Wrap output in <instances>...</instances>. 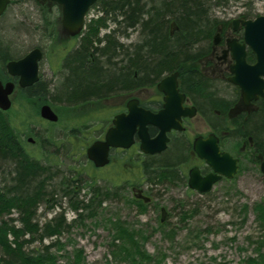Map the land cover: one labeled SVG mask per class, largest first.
Wrapping results in <instances>:
<instances>
[{"label":"rangeland","instance_id":"1","mask_svg":"<svg viewBox=\"0 0 264 264\" xmlns=\"http://www.w3.org/2000/svg\"><path fill=\"white\" fill-rule=\"evenodd\" d=\"M39 8L30 0H12L7 11L0 16V44L3 49L12 51L7 62L24 57L35 47L44 51L38 85L45 91L46 99L36 106L37 109L34 108L38 113L33 110L36 116L32 123L36 117L38 120L32 125L34 134L27 139L34 140V144H29L39 159L42 152L45 158L49 154L57 156L59 165L51 168L58 178L68 176L74 169L83 172L81 178L90 182L83 185L85 189L80 199L85 193L87 199L91 198L89 184L94 189L106 191V198H101L102 203L95 212L73 211L69 199L60 197V194L55 196L57 201L53 198L52 207L48 203L42 204L36 214L41 224L62 213L67 227L59 237L44 239L43 242L36 240L27 248L46 252L45 247H48L49 253L56 258V264H75V256L80 257L78 260L82 258L80 264H130L128 256L120 250L114 253L115 244L125 245L122 247L128 248L126 253L135 260L141 259V253L151 256L153 264H247L250 258H257L258 242L262 240L264 229L257 209L264 205V175L246 160L237 178L206 194L190 193L185 186L167 182L163 177L154 179L152 174L142 171L134 159L122 169L114 166L97 169L89 162L86 149L94 141L103 139L114 115L107 110L111 106L110 101L107 98L76 105L58 96L63 90L61 84L65 72L73 66L72 62L69 65L70 60L67 66L62 65L65 55L73 47L81 45L88 23L100 20L104 12L101 6H94L88 14L86 29L79 37L67 39L60 34L55 39L51 35L49 37L52 29L46 23L56 22V32H60L59 9H52L53 16L58 19H47ZM212 14L218 19L238 14L264 15V0H228L221 7L213 8ZM102 24L99 38L116 29L111 16ZM138 31L129 32L128 37L118 34L116 40L126 47L139 44ZM123 92L116 91V94L124 95ZM122 98H117L118 102ZM43 105L53 108L58 116L56 123L40 117ZM28 110L18 100L10 112L25 116ZM15 123L20 127L19 121ZM198 131H203V128L198 126ZM73 132L75 137L79 136L72 137ZM46 138L56 145L42 148ZM76 142H84V147L77 149ZM9 184V178L0 169V187ZM133 188L141 190L147 202L137 199L135 194L138 192ZM78 213L83 215L78 216ZM11 217L18 218V214L7 216ZM118 225L126 228L127 232H118Z\"/></svg>","mask_w":264,"mask_h":264},{"label":"trees","instance_id":"2","mask_svg":"<svg viewBox=\"0 0 264 264\" xmlns=\"http://www.w3.org/2000/svg\"><path fill=\"white\" fill-rule=\"evenodd\" d=\"M226 2L228 0H99L95 6H101L104 15L100 20L88 23L81 45L67 57L69 65L72 62L73 66L65 72L61 84L63 90L58 97L76 105L97 102L113 91L126 92L144 84L153 86L165 74L180 71L184 75L203 50L197 45L210 40L221 22L214 17L212 9ZM109 16L116 29L99 38L102 23ZM132 31L140 32L139 44L126 47L116 40L118 34L128 37ZM0 47V79H5V65L12 57V51L3 49L2 44ZM44 92L38 84L21 92L17 101L29 109L25 116L0 110V169L10 180L8 186L0 187V264H56V258L49 253L48 247H45L46 252L27 248L36 240L43 242L44 239L59 237L67 227L62 213L41 224L36 219L39 207L46 203L52 207L53 198L57 201L55 196L60 194V197L69 199L73 211L95 212L106 198V191L94 189L89 184L91 198L87 199L85 193L80 199L85 189L83 185L90 182L81 178L83 172L74 169L68 176L58 178L51 168L59 165L57 156L49 154L45 158L42 152L39 159L33 153L27 137L34 134L32 125L38 120L36 117L32 123L36 116L34 113H38L34 108L45 101ZM16 120L19 125L21 123L20 127ZM257 125L264 136V125L260 121ZM75 135L73 132L71 136H79ZM83 143L76 142V148H83ZM49 144L52 147L56 145L46 138L42 148L46 149ZM182 155L180 146L176 145L163 156L149 157L147 173L154 179L163 177L170 180L175 163ZM257 209L264 228V205ZM12 213H17L18 218H7ZM82 215L78 213V216ZM117 229L122 234L127 232L122 225ZM261 238L258 257L250 258L247 264H264V229ZM122 246L125 245L115 244L114 253L120 250L128 256L130 264L137 261L139 264L154 263L151 256L143 253L141 259L135 260L126 253L129 249ZM78 258L75 256V264L82 261Z\"/></svg>","mask_w":264,"mask_h":264},{"label":"flooded vegetation","instance_id":"3","mask_svg":"<svg viewBox=\"0 0 264 264\" xmlns=\"http://www.w3.org/2000/svg\"><path fill=\"white\" fill-rule=\"evenodd\" d=\"M30 1L35 6H40V11L46 14V17L43 16L41 18L58 19L53 16L54 11L52 10L53 7L58 8V14L62 21V9L58 4L50 1L43 2L41 0ZM259 16L258 14H238L220 18L221 22L215 29L211 39L204 44L197 45V47L203 50L192 63L194 65L191 69L187 70L184 75L180 71H177L179 73L177 77L179 96L177 109L184 112L185 115L181 116L180 129H173L167 134L168 142L166 150L153 155L143 152L140 148L142 139L138 131L139 127H137L138 129L133 135L132 145L129 148H111L109 153L110 162L103 168L114 166L115 168L122 169L125 164L135 160L142 171L147 172L146 165L149 162V157L163 156L172 147L178 145L183 157L175 163L174 172L172 171L173 179L171 178L167 182L173 181L181 184V186H185L184 188L190 193L200 194L198 190L192 189L189 185L192 171H196L197 173L195 184L199 188L205 186L202 180L214 175L215 171L205 159H202L197 154L194 146L198 138H201L202 142H206L209 138L213 137V141H215L219 148L222 166L224 168L225 165H227V168L229 167L228 164L230 162H228V158L224 157V154H227L231 158V163L232 161L235 162L236 173L232 178L221 175V178L212 185L211 190L207 193L237 178L241 169H243V162L245 160L254 167H257L262 173L264 136L259 132L260 128L257 124L260 121V124L264 125V75L260 76V82L254 83V87L249 84L247 79H244L243 84L246 90L243 86L237 85L232 81V78L235 76L232 70L237 64L235 55L237 52L239 54L238 47L243 46L244 58L248 66H255L259 62L257 53L245 42L246 28L243 23L248 20L254 21ZM55 24L56 22L52 21L46 23L49 29H52L49 32V37L51 35L55 39H58V36L61 34L65 35L67 39L74 38L63 29L62 22L59 24L57 22L61 30L60 32H56V28H53L56 27ZM35 48H39L44 57L43 49L40 47ZM77 48L73 47L69 53L75 51ZM69 53L67 52L65 56L67 57ZM66 57V60L64 59L65 62L63 60L62 64L65 66L69 62ZM6 65L4 71L5 79H0V81L3 84L7 82L15 84L14 92L10 96L13 107L21 92L29 87H20L18 83L19 78L10 76ZM240 71L244 78V75L247 74L246 71L243 69ZM169 75L166 74L161 77L153 86L144 84L133 90L123 92L125 93L124 95L121 93L116 94L115 91L104 95L103 98H108L111 105L110 108L107 107V110L109 112L111 110L114 113L108 129L115 126L114 120L118 115H127L129 113L130 106H135L138 110L148 111L153 114L159 113L164 108L165 94L158 90L157 85ZM38 81L34 85L38 84ZM121 97H123L122 100L118 102L117 98L120 99ZM10 111L11 109L7 112ZM192 112L194 115L190 116ZM197 119H199L198 125L196 124ZM198 126H201L203 131H198ZM147 128L151 138H155L160 131L156 126L150 124H147ZM105 134L103 139L98 140H104ZM133 189L134 192H138L135 194L137 199L145 200L141 190ZM145 202L147 201L145 200Z\"/></svg>","mask_w":264,"mask_h":264},{"label":"water","instance_id":"4","mask_svg":"<svg viewBox=\"0 0 264 264\" xmlns=\"http://www.w3.org/2000/svg\"><path fill=\"white\" fill-rule=\"evenodd\" d=\"M43 2L50 1L58 4L62 9V27L71 37L81 34L85 28L87 14L90 9L97 3L98 0H41ZM11 0H0V16L7 10ZM245 42L251 46L258 55L259 62L255 66H248L245 62L243 46L238 47L239 50L235 55L237 60L232 72L235 76L232 81L244 87V79H247L251 86L260 82V76L264 75V16L258 17L256 20L244 21ZM234 51H236L234 49ZM241 52V54H240ZM43 57L42 51L35 48L26 56L9 61L6 65L10 76L18 77L19 86L22 88L30 87L39 80V62ZM241 69L246 71V75L241 74ZM179 73L174 72L164 78L158 85L159 91L165 94L164 108L157 114L148 111L138 110L135 106H130L129 113L121 114L114 120V127L110 128L104 140H97L87 149V157L93 162L95 167L102 168L109 164V153L111 148H129L133 143V135L138 129L142 139L141 150L147 154L153 155L161 153L167 148L168 137L167 134L175 129H180L181 116L184 112L178 110V82L177 77ZM243 81V82H242ZM254 87V86H253ZM15 84L7 82L3 84L0 81V110L8 111L12 106L10 96L13 94ZM246 90V89H245ZM246 94V92H245ZM192 112L190 116H193ZM40 116L42 119L52 123L58 121V116L53 111L50 105H43L40 109ZM147 124L156 126L160 131L155 138H151L148 133ZM32 142V139L29 140ZM212 141V142H211ZM195 151L202 158L205 159L214 169L215 174L203 179L204 187L199 188L195 184L197 180L196 171H192L190 179V187L198 190L199 193H207L211 190L212 185L221 178V175H226L232 178L236 173L235 162L232 161L229 155L224 154L230 162L222 166V161L219 157V148L213 141V137L208 141L202 142L198 138L195 142ZM262 173L264 174V162L262 163ZM200 177V176H199Z\"/></svg>","mask_w":264,"mask_h":264},{"label":"bare ground","instance_id":"5","mask_svg":"<svg viewBox=\"0 0 264 264\" xmlns=\"http://www.w3.org/2000/svg\"><path fill=\"white\" fill-rule=\"evenodd\" d=\"M113 24H114V23H113ZM114 26L116 27L115 24H114ZM204 43H205V42H202L201 44H204ZM69 55H71V54H68L67 57H68ZM67 57H66V58H67ZM187 75H188V73H187ZM189 80H190V79H189ZM182 157H183V156H182ZM182 157H181V158H182Z\"/></svg>","mask_w":264,"mask_h":264}]
</instances>
